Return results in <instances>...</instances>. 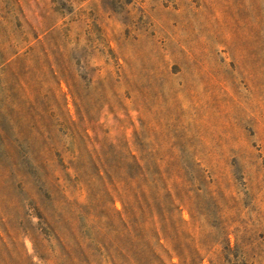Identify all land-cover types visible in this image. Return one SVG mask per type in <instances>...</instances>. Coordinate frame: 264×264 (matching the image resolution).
Returning a JSON list of instances; mask_svg holds the SVG:
<instances>
[{
    "label": "rangeland",
    "instance_id": "1",
    "mask_svg": "<svg viewBox=\"0 0 264 264\" xmlns=\"http://www.w3.org/2000/svg\"><path fill=\"white\" fill-rule=\"evenodd\" d=\"M0 264H264V0H0Z\"/></svg>",
    "mask_w": 264,
    "mask_h": 264
}]
</instances>
